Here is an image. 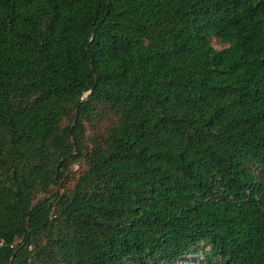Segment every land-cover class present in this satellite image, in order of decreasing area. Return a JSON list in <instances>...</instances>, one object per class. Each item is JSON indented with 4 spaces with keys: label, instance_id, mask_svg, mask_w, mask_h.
<instances>
[{
    "label": "trees",
    "instance_id": "16d2710c",
    "mask_svg": "<svg viewBox=\"0 0 264 264\" xmlns=\"http://www.w3.org/2000/svg\"><path fill=\"white\" fill-rule=\"evenodd\" d=\"M190 262L264 264V0H0V264Z\"/></svg>",
    "mask_w": 264,
    "mask_h": 264
},
{
    "label": "rangeland",
    "instance_id": "374dc122",
    "mask_svg": "<svg viewBox=\"0 0 264 264\" xmlns=\"http://www.w3.org/2000/svg\"><path fill=\"white\" fill-rule=\"evenodd\" d=\"M215 45L218 49H220L222 46H220L217 42H215ZM191 263V262H190ZM181 264H187V263H181ZM192 264V263H191Z\"/></svg>",
    "mask_w": 264,
    "mask_h": 264
}]
</instances>
